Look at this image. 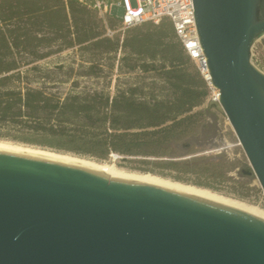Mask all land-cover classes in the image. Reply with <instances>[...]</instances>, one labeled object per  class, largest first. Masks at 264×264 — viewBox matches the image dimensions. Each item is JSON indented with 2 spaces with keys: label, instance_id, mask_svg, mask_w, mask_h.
<instances>
[{
  "label": "water",
  "instance_id": "1",
  "mask_svg": "<svg viewBox=\"0 0 264 264\" xmlns=\"http://www.w3.org/2000/svg\"><path fill=\"white\" fill-rule=\"evenodd\" d=\"M212 87L264 191V0H193ZM0 264H264V220L173 188L0 150Z\"/></svg>",
  "mask_w": 264,
  "mask_h": 264
},
{
  "label": "trees",
  "instance_id": "2",
  "mask_svg": "<svg viewBox=\"0 0 264 264\" xmlns=\"http://www.w3.org/2000/svg\"><path fill=\"white\" fill-rule=\"evenodd\" d=\"M94 4L0 0V140L99 161L114 154L140 158L177 173L203 169L205 158L178 160L183 156L174 151L175 145L203 131L206 114L197 110L210 89L178 42L171 21L146 22L123 36L108 37V29L119 28V20L100 17ZM67 50L89 56L84 60L86 77L100 78L117 67L119 74L140 73L152 81L128 82L115 93L77 91L74 81L72 90L62 93L63 65L42 63ZM99 56H107L106 61Z\"/></svg>",
  "mask_w": 264,
  "mask_h": 264
},
{
  "label": "rangeland",
  "instance_id": "3",
  "mask_svg": "<svg viewBox=\"0 0 264 264\" xmlns=\"http://www.w3.org/2000/svg\"><path fill=\"white\" fill-rule=\"evenodd\" d=\"M107 1L111 2L113 0ZM131 4L133 7H136V0H131ZM123 14V9L114 2L111 15L120 19ZM99 16L102 17L100 14ZM114 31L115 35L120 36H123L125 32L119 28H115ZM88 57V55L82 57V54L77 50H67L50 57L42 64L50 67L63 65L64 69L60 73V77L64 83H61L59 86V90L62 93H68L72 90V83L74 81H77L79 84L77 91L104 90L111 93H115L118 87H123V85L128 82H144L148 84L152 81L149 76L143 78L140 73L132 75L119 74L117 67L113 72L105 70L100 78L86 77L83 73L84 67L88 64H84V60L88 59ZM119 57L120 55L117 59H119ZM99 58L106 61L107 56H99ZM251 63L264 74V36L258 38L252 46ZM82 65L84 66L82 67ZM71 69H74L73 74L71 78L68 79V76L71 74L69 70ZM217 93V90L210 89L208 99L197 110L203 111L206 114L203 131L199 135L190 136L179 145L174 146L175 154L183 156L178 160H187L196 156L206 159V161H203L201 164V168L203 169L198 168L195 173H177L160 169L155 167L152 163H143L140 158H125L118 155L114 156V154L107 160L99 161L94 158L82 157L73 153L55 151L47 147L14 143L6 140L0 141L69 155L99 164H113L126 172L153 175L171 182L199 188L219 197L264 210V191L254 174H244V171H252L250 162L227 116L224 114L219 103L214 102ZM209 162L213 163V165L221 163V166L216 168L213 166L209 167L207 165Z\"/></svg>",
  "mask_w": 264,
  "mask_h": 264
},
{
  "label": "built area",
  "instance_id": "4",
  "mask_svg": "<svg viewBox=\"0 0 264 264\" xmlns=\"http://www.w3.org/2000/svg\"><path fill=\"white\" fill-rule=\"evenodd\" d=\"M114 2L123 9V16L119 20V29L125 31L146 22L159 24L163 19H169L173 25L176 38L188 58L194 63L207 82L209 89H214L211 76L200 44L193 0H136L133 7L131 0H95L94 8L105 19L111 15ZM115 35L114 30L108 29L107 36ZM218 99V100H217ZM219 101V92L214 102Z\"/></svg>",
  "mask_w": 264,
  "mask_h": 264
},
{
  "label": "bare ground",
  "instance_id": "5",
  "mask_svg": "<svg viewBox=\"0 0 264 264\" xmlns=\"http://www.w3.org/2000/svg\"><path fill=\"white\" fill-rule=\"evenodd\" d=\"M0 150L7 151V152L26 154V155H32V156H39V157L49 158L53 160H58V161L66 162V163L88 167V168H91V169H94L96 171L106 174L107 176H109V180L115 178V179H122V180L139 181V182H145V183H150L154 185H161L164 187L177 189V190L184 191V192H187V193H190V194L202 197V198H206L212 201L223 203L225 205L236 208L238 210H241L243 212H246L248 214H251L253 216H256L264 220V210H261L258 207H254V206L243 204L237 201L225 199L215 194H212L208 191L195 188L192 186L182 185L176 182H171V181H168V180H165V179L153 176V175L126 172L124 170L119 169L118 167H116V165H113V164H99V163H96L90 160L72 157L69 155L58 154V153H54L50 151L24 147L21 145H16V144L7 143V142H1V141H0Z\"/></svg>",
  "mask_w": 264,
  "mask_h": 264
}]
</instances>
